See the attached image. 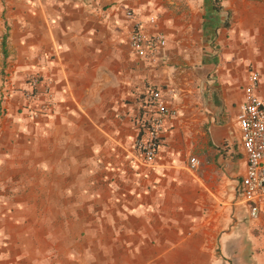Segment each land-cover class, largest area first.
<instances>
[{
    "label": "crops",
    "instance_id": "crops-1",
    "mask_svg": "<svg viewBox=\"0 0 264 264\" xmlns=\"http://www.w3.org/2000/svg\"><path fill=\"white\" fill-rule=\"evenodd\" d=\"M129 10L167 36L159 61L132 50ZM253 69L264 86V0H0V264H264L238 121ZM33 72L55 105L23 132ZM153 89L178 114L147 162Z\"/></svg>",
    "mask_w": 264,
    "mask_h": 264
},
{
    "label": "built area",
    "instance_id": "built-area-1",
    "mask_svg": "<svg viewBox=\"0 0 264 264\" xmlns=\"http://www.w3.org/2000/svg\"><path fill=\"white\" fill-rule=\"evenodd\" d=\"M127 19L132 21L130 46L141 58L151 62L160 59L161 52L168 45V38L162 32L149 33L136 19L133 10L127 12ZM151 22L156 21L152 17ZM22 97L21 107L32 118L39 119L54 111L55 83L45 75L33 74L28 77L19 89ZM244 100L240 105L238 121L241 128L242 143L247 159V170L242 179L243 194L250 206L251 216L258 218L261 205H264V86L261 72L250 71L245 86ZM150 102L145 106L144 114L147 124L140 128L143 132L135 140L136 150L144 161H152L161 145L162 133L166 119L175 117L178 111L165 101L159 89H153L147 96ZM192 166L200 162L197 157L191 158Z\"/></svg>",
    "mask_w": 264,
    "mask_h": 264
},
{
    "label": "rangeland",
    "instance_id": "rangeland-1",
    "mask_svg": "<svg viewBox=\"0 0 264 264\" xmlns=\"http://www.w3.org/2000/svg\"><path fill=\"white\" fill-rule=\"evenodd\" d=\"M33 74H39L40 75V73H38V72H33L29 76H31ZM18 116L20 118V121L24 123L23 132L28 131V126L29 125L36 126V123L39 120L38 118L37 119L32 118L31 115L27 111L20 110V109H18ZM47 117H49V116L48 115L47 116H42V118H47ZM38 127H41V126H38ZM36 129L37 130H41L42 128H36ZM238 208H239V211H240L241 214L246 215V209L243 206H239Z\"/></svg>",
    "mask_w": 264,
    "mask_h": 264
},
{
    "label": "trees",
    "instance_id": "trees-1",
    "mask_svg": "<svg viewBox=\"0 0 264 264\" xmlns=\"http://www.w3.org/2000/svg\"><path fill=\"white\" fill-rule=\"evenodd\" d=\"M148 104H150V102L149 101H147V96L145 97L144 96V98H143V105L141 106V111H140V114L142 115L141 116V118H140V121H139V126L141 127H143L144 126V124H147V119L145 120V118H144V113H145V111H146V108H145V106H147ZM142 131H140L139 133H138V136L137 137H140L141 135H142Z\"/></svg>",
    "mask_w": 264,
    "mask_h": 264
}]
</instances>
